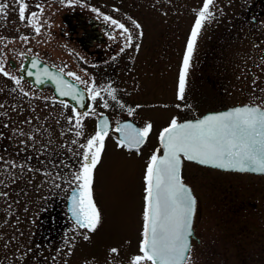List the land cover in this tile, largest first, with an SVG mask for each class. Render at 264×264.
<instances>
[{"label": "flooded vegetation", "instance_id": "obj_1", "mask_svg": "<svg viewBox=\"0 0 264 264\" xmlns=\"http://www.w3.org/2000/svg\"><path fill=\"white\" fill-rule=\"evenodd\" d=\"M6 1L0 0V3L8 5L6 14L0 15V59L5 61V71L20 77L23 61L28 56H35L60 70L63 69L66 75L69 72L75 73L87 83L82 84L74 77L67 76L84 88L85 105H88V108H76L68 101L56 98L49 88L40 89L26 78L16 87L14 80L0 74V123L1 117L7 114L8 117L16 113L26 116L28 110L30 112V103L26 100H31L33 90L38 93L50 90L53 97L60 103L63 101V105L67 104L73 114V109L83 113L94 108L96 114L87 117V128L94 134L100 118L107 117L108 135H115L118 142L121 140L115 131L118 124L131 123L136 128H143L147 123H151L152 131L139 150L123 146L138 152L153 140L150 135H160L173 117L182 121L202 114L193 109L194 90L196 95L200 96L198 98H203L205 94H211L213 97L209 108L204 111L206 112L227 107L225 97H228V94L225 93V86L230 83V79L250 86L264 85V0H223L216 6H210L213 16L205 21L202 27L208 25V29L201 28L197 37L194 49L197 51V61H194L193 52L184 100L178 99V84L192 33L191 25L184 28V34L182 30L177 32L174 27L169 29L171 32L167 39L164 36L157 38L159 35L154 37L158 42L161 41V50L156 49L150 54L139 46L148 42L143 40L147 38L143 24L140 25L141 29L130 30L122 21L123 17L112 12L103 14L92 11L89 5L66 6L58 3L53 6L50 15L40 20V32L37 34L35 26L30 22L33 1L27 0L28 10L24 21L19 19V5L15 0L8 3ZM187 6L188 9L192 8L189 1ZM104 16L118 20L131 34L133 33L130 47L121 51L127 43L121 35L122 30L110 21H105ZM257 58L263 59V66L258 68L255 66ZM196 62V70L199 71L193 76V65ZM93 81L97 88L110 85L115 89L116 100L102 92L101 97L92 101L87 89ZM198 85H203V88ZM105 100L109 104L108 108L103 107ZM260 100L262 98L255 94L253 98L243 99L242 102L228 106L248 103L264 107L257 102ZM129 108L134 109L131 115L128 113ZM158 143L160 149V140ZM0 144L2 145L1 141ZM84 151L85 149L81 148L72 149L70 152L61 151L57 168L67 176L73 164L81 161L83 163ZM185 162L190 161H183L182 178L184 183L191 187L197 199L193 235L190 237L189 264H264V174L256 175L262 177L259 180L263 185L255 187L258 194L253 196V201L239 197L233 186L228 185V190H224L223 172L236 171L203 166L221 172V175H216V179H211L209 185L207 181H196L199 177L188 178L184 174ZM77 185L78 183H75L70 186L59 205L53 203L44 207L46 209L41 216L42 234L48 241L65 221L70 220L72 224L78 225L67 210L68 195ZM241 210L244 214H241ZM143 213L144 211L140 212L139 218L141 226H144Z\"/></svg>", "mask_w": 264, "mask_h": 264}, {"label": "rangeland", "instance_id": "obj_2", "mask_svg": "<svg viewBox=\"0 0 264 264\" xmlns=\"http://www.w3.org/2000/svg\"><path fill=\"white\" fill-rule=\"evenodd\" d=\"M32 1V12L38 14V22L50 15L56 4L70 6L68 0ZM187 1L192 4L191 9ZM222 1L214 0L213 5ZM203 3L204 0H79L71 5H89L97 9L96 12L122 16L130 30L137 29L133 21L143 24L147 36L143 40L148 42L139 46L153 54L160 49L161 41L157 38L167 39L169 29L175 27L177 32L182 30L184 34V28L191 25L193 30ZM202 29H208V25ZM196 52L194 61H197ZM261 60L257 58V68L263 66ZM197 63L193 65V76L199 71ZM198 86L203 88V85ZM225 88L226 106L253 98L255 94L262 98L257 102L264 105V85L250 86L230 79ZM193 92V109L203 113L213 97L205 94L198 98L196 90ZM26 101L30 103L26 116L16 113L8 117L7 114L1 117L0 123V264H132V258L141 254L143 226L139 225V218L145 208V169L150 156L159 148V134L150 135L153 140L138 152L120 146L115 135L109 134L93 173V198L100 210V225L92 232L70 220L65 221L48 241L42 234L44 207L53 203L59 205L70 186L78 183L72 181L82 166V161L73 164L65 176L57 168V159L61 151L80 149L94 133L87 128L88 118L85 117L83 134L77 136L80 130L74 127L75 120L69 123L74 114L56 100L50 90L39 93L33 90L31 100ZM184 174L190 179L199 177L196 181H207L210 185L211 179H216L221 172L185 162ZM251 174L223 172L224 190H228V185L233 186L239 197L254 201L253 196L258 194L255 187L263 184L259 180L262 177ZM85 235L88 239H84ZM113 248L117 252H111Z\"/></svg>", "mask_w": 264, "mask_h": 264}, {"label": "snow or ice", "instance_id": "obj_3", "mask_svg": "<svg viewBox=\"0 0 264 264\" xmlns=\"http://www.w3.org/2000/svg\"><path fill=\"white\" fill-rule=\"evenodd\" d=\"M73 2L79 3V0H68L69 5ZM15 3L19 5V19L24 21L28 10L27 0H15ZM213 3L214 0H204L202 8L198 12L179 77V100L185 99L187 76L196 40L205 21L210 20L213 16L210 11V6ZM7 7V4L0 3V15L6 14ZM92 11L98 10L93 8ZM37 16L36 12H32L30 22L35 26L36 33L39 34L40 27ZM103 18L122 30L121 35L125 37L127 43L121 48V51L130 47L132 34L129 29L110 16ZM133 23L137 29L140 28V25L135 21ZM21 38L27 39V37ZM38 66L39 58L33 59L31 68L37 69ZM24 71L25 69L21 66V72ZM60 71L63 72V69ZM0 74L14 80L17 86H20L24 79L23 75L17 77L5 71L3 59H0ZM26 74L29 77L35 76L37 84L45 82L41 78L40 72L27 71ZM42 75L56 84L60 96H70L79 103L80 108L85 107L84 93L79 91L75 84L65 80L63 75L52 73L47 68L42 70ZM67 75L74 77L82 84L87 83L75 73L69 72ZM115 91L110 85L97 88L94 81L87 89L92 101L101 97L102 92H106L112 100H116ZM61 103L64 102L61 101ZM67 106L65 104V107ZM103 107H109L106 100L103 101ZM176 107H180V105H176ZM73 111L74 116L69 118V123L71 124L75 120L74 127L80 130L76 135L80 136L83 134L84 118L90 114L95 115V109L83 113L75 109ZM133 111L134 109L129 108V115ZM152 127L151 123H147L143 128H136L131 123L118 124L115 131L122 134V139L118 142L119 145L139 150L147 141ZM108 132L109 121L107 117H103L99 121L95 134L87 140L86 144L80 145L85 149L83 163L80 171L74 174L72 181L73 183L78 182L77 188L70 197L72 214L80 227L92 232H95L101 223L100 210L96 206L92 193L93 173L97 164L100 163V155L103 152ZM159 140L164 150L163 154L160 153V149H157L150 156L145 169L146 195L141 254L132 258V264H149V262L150 264H189L190 237L193 235L197 199L191 187L185 184L182 178L183 160L225 170L264 173V107L259 105L235 107L225 112L206 115L194 122L181 123L176 117H173L169 125L160 132ZM84 239H88V236L85 235ZM111 252L115 253L117 249L113 248Z\"/></svg>", "mask_w": 264, "mask_h": 264}, {"label": "water", "instance_id": "obj_4", "mask_svg": "<svg viewBox=\"0 0 264 264\" xmlns=\"http://www.w3.org/2000/svg\"><path fill=\"white\" fill-rule=\"evenodd\" d=\"M35 58H37V57H35V56H28V57H26V59L23 61V64H22V66H23V68L25 69V71L24 72H21V68H20V75H23L24 76V78H26V79H28L29 80V82L31 83V84H33V85H35L36 87H38V88H49L51 91H52V93L56 96V98H58V99H61V100H66V101H68L69 103H71L74 107H78V108H80V106H79V103L76 101V100H73L72 99V97H70V96H60L59 95V93H58V91H57V86H56V84L52 81V80H50V79H48V78H46V77H44L43 75H42V70L44 69V68H47L50 72H52V73H56V74H58V75H63V77H64V79L65 80H67L69 83H72V84H75L76 85V87L78 88V90L79 91H81V92H83L84 93V101H83V103H84V105H85V102H86V100H85V95H86V93H85V90H84V88L82 87V86H80L77 82H75L74 80H72L70 77H68L64 72H61L60 71V69H58V68H56L55 66H53L52 64H49V63H47V62H44V61H42V60H40L39 59V66H38V68L37 69H32L31 68V61L33 60V59H35ZM27 71H32V72H40L41 73V78L42 79H44V83H42V84H37L36 83V78H35V76H31V77H29V76H27ZM246 105H252V106H256L255 104H248V103H242V104H236V105H232V106H228V107H225V108H222V109H217V110H209V111H206V112H204V113H202L201 115H198V116H196V117H194V118H192V119H187V120H182V121H179V122H181V123H183V122H187V121H196L197 119H202L203 117H205L206 115H209V114H217V113H220V112H225V111H228V110H230V109H233V108H235V107H242V106H246ZM88 108V105H85V107L84 108H80V109H87ZM100 119H102V117L100 118ZM100 121V120H99ZM99 121H98V124H99ZM97 128H98V126H97ZM118 137L120 138V139H122V134L121 133H118ZM163 148L161 147V150H160V153L161 154H163ZM196 163V162H195ZM205 166H209V165H205ZM212 167V166H211ZM220 169V168H219ZM221 170H225V169H221ZM229 171H234V170H229ZM250 173H254V174H264V173H259V172H251V171H249ZM77 187H75V188H73L71 191H70V193H69V195H68V200H67V210H68V213H69V215H70V217L76 222V220H75V217L73 216V214H72V211H71V207H72V201H71V199H70V197H71V194H72V192L76 189Z\"/></svg>", "mask_w": 264, "mask_h": 264}]
</instances>
